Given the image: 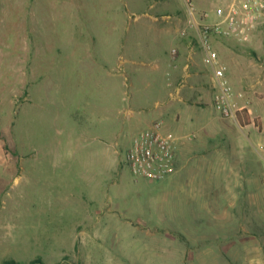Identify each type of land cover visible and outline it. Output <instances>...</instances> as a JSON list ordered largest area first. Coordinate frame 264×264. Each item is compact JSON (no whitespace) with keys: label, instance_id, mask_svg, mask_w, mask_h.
Masks as SVG:
<instances>
[{"label":"rangeland","instance_id":"rangeland-1","mask_svg":"<svg viewBox=\"0 0 264 264\" xmlns=\"http://www.w3.org/2000/svg\"><path fill=\"white\" fill-rule=\"evenodd\" d=\"M2 8L0 264H264V82L253 102L256 127L246 130L257 170L247 162L238 189L228 192L236 216L212 223V200L166 195L171 182L152 185L126 162L146 129L133 126L132 91H144L146 69L154 73L159 57L155 36L146 43L148 1L4 0ZM258 33L263 50L245 48L240 57L256 53L249 69L264 77V26ZM25 54L43 65L39 78L17 77L14 62ZM212 112V105L204 110ZM111 125L115 133L100 135ZM177 125L168 130L179 145L195 143V135L200 144L203 124ZM195 176L206 181L205 173L186 178ZM246 204L248 221L240 217ZM250 218L262 219V229Z\"/></svg>","mask_w":264,"mask_h":264},{"label":"crops","instance_id":"crops-1","mask_svg":"<svg viewBox=\"0 0 264 264\" xmlns=\"http://www.w3.org/2000/svg\"><path fill=\"white\" fill-rule=\"evenodd\" d=\"M31 1L37 2V0ZM147 1L149 8L146 10V17L149 18V21H146V43L152 35L155 36L158 44L155 51L159 52V57L155 62L156 71L154 73L146 69L144 91L136 94L132 91V106L137 109L136 113H138L133 126L138 127L139 124H144L148 128L154 121L161 120L164 122L166 130L170 129L172 123H175L178 124V129L186 131L191 128V125L203 124L204 132L202 133L204 134L201 135L200 144L197 143L199 135H195L197 137L195 143L178 144L177 170L162 182H171L168 186L171 188L166 195L175 192V194L180 195V192L184 191L188 193L187 201H192V203L201 197L206 198L207 201L212 200L210 207L212 215L209 217L212 223L219 220H229L236 216L235 210L229 209V207H238L239 204L236 196L233 197V200L228 192L231 189H238L235 185L241 183L239 178L243 173V168H246L247 162L255 167L254 162L256 163V161L253 162V159L247 155V151L250 152L248 142L253 140L246 130L256 127L252 117V110L255 109L253 102L255 105L258 103L256 96L260 92L259 89H262L264 82L260 70L249 69L250 66H255L253 63L257 57L256 53L251 55L254 58L244 55V59H242L240 50L249 47L251 50L252 48L253 50H263H261L262 45L257 41V37L258 32L264 26V17L262 24L252 31L249 42L213 36V45L219 54V64L216 66L201 48L199 43L200 28L197 23L191 22L184 1V4L181 0ZM228 1L198 0V12H208L211 16L207 20L199 17L197 22L216 23L219 20L218 12L227 6ZM3 5L4 0H0V10L3 9ZM169 46L172 48L170 49ZM174 50L178 51L175 59L173 57ZM151 51V48L146 47V56ZM31 59V55L25 54L14 62L13 70L17 72V77L29 78L30 80L39 78V72L43 65L34 64ZM241 62L246 66L242 65ZM247 63H249L248 68ZM219 66L226 70L228 80L236 92L235 105L238 112L233 118L223 117L213 104L214 90L211 84L215 69ZM157 71L164 73L158 74ZM149 73L154 75L149 76ZM152 103H154V107L151 106ZM209 105L213 107L212 117L204 113L205 108ZM130 112L133 113L131 117L134 116L135 111L130 109ZM215 112L217 116H214ZM109 133L110 135L115 133L112 125L105 127L100 135ZM71 140L72 137L69 136L68 142ZM190 154L200 158L199 164H196L198 159H194L191 165V161L187 159ZM197 173H205L206 175L205 182L199 181L202 184L198 183L196 176L186 178L187 175L194 176ZM229 175L236 176L229 178ZM149 182L154 185L156 181ZM196 190L200 192L197 193ZM117 199H122L119 194ZM144 206L143 203V215L146 212ZM253 212L258 213L256 210ZM241 214H246L244 219L248 221V204L243 211H240V217ZM249 221V225L254 226L252 229H262L259 227L262 219L250 218ZM253 232L254 230L251 233Z\"/></svg>","mask_w":264,"mask_h":264},{"label":"built area","instance_id":"built-area-1","mask_svg":"<svg viewBox=\"0 0 264 264\" xmlns=\"http://www.w3.org/2000/svg\"><path fill=\"white\" fill-rule=\"evenodd\" d=\"M183 1L191 22L197 23L200 28L201 48L216 66L219 64V54L213 45V36L249 42L252 31L263 22L264 0H231L218 12L219 20L216 23L197 22L199 17L207 20L211 16L210 13L198 12L194 0ZM177 54L178 51L174 50V59ZM211 85L214 90L215 109L225 118L236 117L238 112L235 105L236 92L223 67L215 69ZM188 138L192 140L191 136ZM180 140L176 134L165 129L163 121H154L136 135L127 151L126 162L132 174L137 178L156 182L172 176L177 170V146Z\"/></svg>","mask_w":264,"mask_h":264},{"label":"trees","instance_id":"trees-1","mask_svg":"<svg viewBox=\"0 0 264 264\" xmlns=\"http://www.w3.org/2000/svg\"><path fill=\"white\" fill-rule=\"evenodd\" d=\"M8 264H16V262L10 261V263H8ZM30 264H42V261L41 260H34Z\"/></svg>","mask_w":264,"mask_h":264}]
</instances>
